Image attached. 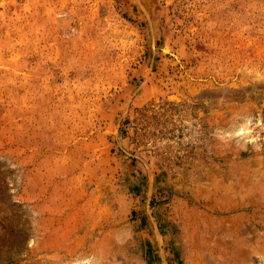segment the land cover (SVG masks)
Masks as SVG:
<instances>
[{
  "label": "rangeland",
  "instance_id": "obj_1",
  "mask_svg": "<svg viewBox=\"0 0 264 264\" xmlns=\"http://www.w3.org/2000/svg\"><path fill=\"white\" fill-rule=\"evenodd\" d=\"M0 264H264V0H0Z\"/></svg>",
  "mask_w": 264,
  "mask_h": 264
}]
</instances>
